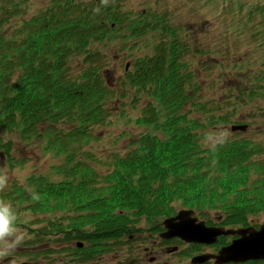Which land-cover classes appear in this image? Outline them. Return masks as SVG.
Here are the masks:
<instances>
[{
    "label": "trees",
    "instance_id": "16d2710c",
    "mask_svg": "<svg viewBox=\"0 0 264 264\" xmlns=\"http://www.w3.org/2000/svg\"><path fill=\"white\" fill-rule=\"evenodd\" d=\"M24 1L0 0V123L44 137L71 168L57 181L33 177L28 192H0V202L12 199L10 210L26 200L27 211L63 212L41 234L87 241L89 246L70 249L78 262L123 244L129 224L144 217L161 224L177 213L176 202L199 212L217 210L222 225H252L253 215L264 211V163L256 158L261 144L232 136L204 145L206 131L230 122L234 112L215 99H198L201 83L184 62L190 47L181 28L171 27L161 12L130 17L126 0H51L30 18L11 22ZM149 32L170 36H162L153 55L135 57L123 80L124 89H133V105L147 99L135 121L142 130L134 148L99 175L73 152L90 141V130L109 116L107 103L116 96L104 77V49L122 38L120 46L133 50ZM74 63L80 72H71ZM252 80L235 90L225 87L232 109L259 98L264 70ZM261 101L264 96L255 104ZM57 126L64 127L57 132Z\"/></svg>",
    "mask_w": 264,
    "mask_h": 264
},
{
    "label": "rangeland",
    "instance_id": "374dc122",
    "mask_svg": "<svg viewBox=\"0 0 264 264\" xmlns=\"http://www.w3.org/2000/svg\"><path fill=\"white\" fill-rule=\"evenodd\" d=\"M50 2L51 0L24 1L21 13L13 17L11 22L30 18ZM123 10L130 17H138L143 11L167 15L165 21L175 28L182 29L180 35L190 47V51L184 56V62L189 65V70L198 72L197 80L201 83V97L198 99H215L224 111L234 112L230 116V122L206 131L204 145L232 136L249 139L261 144L262 150L256 158L264 163V101H261L259 106L255 104L257 99L264 96V89L259 93V98L241 102L235 109L223 98L227 89L235 90L242 84L252 83L254 74L264 70V0H126ZM162 36L165 39L170 35H154L149 32L134 42L133 50H130L128 45L120 46L122 38L107 44L104 49V77L115 90L116 96L107 103L109 116L103 123L90 130V141L73 152L74 159L86 162L99 175L105 174L111 168L117 156H125L134 148L133 139H136L142 130L135 121L141 115V109L147 99L132 104L133 89H124L123 85L125 66L129 63L128 69H131L135 57L153 55ZM72 68L73 73L82 69L77 63H74ZM245 74L249 77L248 80L244 79ZM234 124H247L248 128L246 131H233L231 127ZM61 127L57 126V132ZM38 130L45 133V129ZM0 141L7 143L0 148V192L4 195L16 188H26V192L30 191V181L36 176H45L57 181L64 177L61 171L67 174L71 168L68 167L67 156L48 147L50 144L47 146L44 137L25 134L23 128L11 127L9 124L3 126L0 123ZM252 180L251 178L250 182ZM9 200L3 204L9 206L15 203L12 199ZM25 201H21L11 210L18 216L13 222L16 231L14 236L6 238L10 244L16 240H19V243L8 248L0 245V252H5L0 256V264H124L122 262L128 255L127 245H117L111 251L104 252L90 261L78 262V257L72 255L73 251L70 249L74 248L78 241L83 242L85 247L89 244L87 241H66L63 234L60 239L56 234L48 233L47 237L41 234L47 231L48 220L63 218L64 213L53 211L37 214L27 211L30 203ZM175 207L177 212L184 209L181 202H176ZM195 215L201 220L215 222L222 213L206 209L202 212L196 211ZM253 216L252 226L264 222V211ZM61 221L66 223L68 220ZM129 227L131 232H135V228L139 227L140 231H143L140 228L146 230L144 235L148 234L149 229L155 234L160 228V223L155 224L144 217L136 224H129ZM143 239L146 241L144 244ZM154 240H158L156 235L148 239L143 237L134 242V246L152 247L155 245ZM132 246L133 244L131 248ZM183 247L184 252L173 254L170 259H165L170 253L161 255L157 252L158 261L154 262L148 259L149 255L145 257L142 254L144 249H141L137 257L141 256L143 259H138L136 264H163L164 260H168L169 264H189L188 258L198 247Z\"/></svg>",
    "mask_w": 264,
    "mask_h": 264
},
{
    "label": "water",
    "instance_id": "95a60500",
    "mask_svg": "<svg viewBox=\"0 0 264 264\" xmlns=\"http://www.w3.org/2000/svg\"><path fill=\"white\" fill-rule=\"evenodd\" d=\"M248 125H233L232 130H246ZM193 209H182L177 215L167 217L163 221L166 231L164 238L179 237L189 243L213 244L221 235L238 236L228 246L222 247L217 254L205 253L194 257V262L202 263L208 259H216L219 264L239 262L252 259H264V222L259 228L254 226L238 229H227L222 226H207L204 220L193 216ZM83 246L82 242L78 243ZM174 247L172 250H175ZM27 264V263H22Z\"/></svg>",
    "mask_w": 264,
    "mask_h": 264
},
{
    "label": "flooded vegetation",
    "instance_id": "af4514ba",
    "mask_svg": "<svg viewBox=\"0 0 264 264\" xmlns=\"http://www.w3.org/2000/svg\"><path fill=\"white\" fill-rule=\"evenodd\" d=\"M212 225V224H209ZM131 228V227H130ZM143 231L139 230V227L135 228V232L132 234H129L127 236H125L128 240L132 241V242H137L140 241L141 238L145 237L146 239H148V237H153V236H157L158 240H154L155 245L152 247H148V246H144L142 247H137L133 246L128 247V255L125 259H131L130 261H126L124 262V264H136L138 259H143L141 256L137 257V255L140 254V251H142L141 249H144L143 253L144 256L146 257L147 255H149V260L151 262L154 261H158L157 257L159 255H156L157 252L161 253V255L163 254H171L170 256H165V259H170L172 257L173 254H176L178 252H184L183 249V245H186L188 247H198V249L196 250V252L194 253L193 256H190L188 258V263L189 264H217L216 261L214 259H209L204 263H194L193 262V257L196 255H201L204 253H217L219 251V247H216L214 245H206V244H195V243H187L183 240H181L179 237H172L170 239H164L162 238V233L166 230L164 228V226H160V228H158L157 233L153 234V232L151 233V230H148V234L144 235L143 232H145L146 230L143 228H140ZM150 232V233H149ZM234 237L230 238L229 242L232 241ZM146 241L145 239L142 240V243L144 244ZM228 242V243H229ZM227 243V244H228ZM173 247H178L175 250H173L172 252H170L169 250L172 249ZM154 254V255H153ZM160 255V256H161ZM163 264H169L168 260H164ZM228 264H264V259H259V260H252V261H246V262H241V263H228Z\"/></svg>",
    "mask_w": 264,
    "mask_h": 264
},
{
    "label": "clouds",
    "instance_id": "9594fccd",
    "mask_svg": "<svg viewBox=\"0 0 264 264\" xmlns=\"http://www.w3.org/2000/svg\"><path fill=\"white\" fill-rule=\"evenodd\" d=\"M227 135V133H223ZM15 216L10 210V207L0 202V245H3L5 248L10 246H15L16 243H19V240L13 241L11 244L6 238L12 237L15 235V228L13 227V222ZM5 252H0V256H3Z\"/></svg>",
    "mask_w": 264,
    "mask_h": 264
}]
</instances>
